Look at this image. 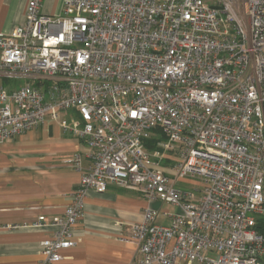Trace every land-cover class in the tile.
Instances as JSON below:
<instances>
[{"label":"built area","instance_id":"built-area-1","mask_svg":"<svg viewBox=\"0 0 264 264\" xmlns=\"http://www.w3.org/2000/svg\"><path fill=\"white\" fill-rule=\"evenodd\" d=\"M41 5L29 0L25 23L0 33V76L23 81L0 86V146L50 118L87 144L91 165L50 220L40 264L77 245L88 191L110 186L178 209L149 207L130 225L131 264H264V0ZM171 154L173 176L160 167ZM187 177L203 178L199 198L176 186Z\"/></svg>","mask_w":264,"mask_h":264},{"label":"crops","instance_id":"crops-1","mask_svg":"<svg viewBox=\"0 0 264 264\" xmlns=\"http://www.w3.org/2000/svg\"><path fill=\"white\" fill-rule=\"evenodd\" d=\"M28 1L0 0V33L9 34L25 23ZM63 2L42 0L41 12L62 14ZM21 83L0 76V86L6 89ZM88 153L89 147L82 139L64 132L60 122L50 118L0 146V264H40L41 242L56 232L50 220L65 214L91 165ZM75 157L79 164L68 162ZM174 158L171 154L160 162L171 176ZM199 196L195 192V197ZM165 204L150 201L130 188L110 186L104 193L89 190L83 215L73 231L77 245L61 250L62 258L54 264H131L140 253L134 241L124 239L130 235V225L142 221L149 207L175 213ZM40 216H46L49 223L35 227ZM156 223L170 225L171 218L161 214Z\"/></svg>","mask_w":264,"mask_h":264},{"label":"rangeland","instance_id":"rangeland-1","mask_svg":"<svg viewBox=\"0 0 264 264\" xmlns=\"http://www.w3.org/2000/svg\"><path fill=\"white\" fill-rule=\"evenodd\" d=\"M21 85H23V81H22ZM21 85H19L18 87H20ZM158 138H160V139H158ZM154 139H156L157 141L156 142L149 141L148 142L149 145H147L148 150L151 152L158 150L160 143L163 140L159 131H157V133H155ZM150 144H152V146ZM153 160H155V159H153ZM176 186L181 188L182 190H185V191L190 190V191L196 192V194L199 195L201 193L203 186H204V180L201 177H195V178L187 177L183 180H179ZM165 208L169 209L170 211L172 210V212H176L178 210L177 207H174V206L169 205V204H165Z\"/></svg>","mask_w":264,"mask_h":264},{"label":"trees","instance_id":"trees-1","mask_svg":"<svg viewBox=\"0 0 264 264\" xmlns=\"http://www.w3.org/2000/svg\"><path fill=\"white\" fill-rule=\"evenodd\" d=\"M162 138H163V137H162ZM158 139H160V138H158ZM149 141H151V142H156L157 140L154 139V137H153L152 139H149V140L147 141V145H149V144H148ZM150 145L152 146V144H150Z\"/></svg>","mask_w":264,"mask_h":264}]
</instances>
